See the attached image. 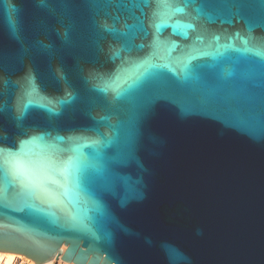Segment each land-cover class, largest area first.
<instances>
[{"label": "water", "instance_id": "1", "mask_svg": "<svg viewBox=\"0 0 264 264\" xmlns=\"http://www.w3.org/2000/svg\"><path fill=\"white\" fill-rule=\"evenodd\" d=\"M137 4L0 0V146L110 141L96 196L76 207L9 188L0 251L36 264H264V64L245 51L264 48V0H199L159 33L154 5ZM115 16L128 26L104 31Z\"/></svg>", "mask_w": 264, "mask_h": 264}, {"label": "snow or ice", "instance_id": "2", "mask_svg": "<svg viewBox=\"0 0 264 264\" xmlns=\"http://www.w3.org/2000/svg\"><path fill=\"white\" fill-rule=\"evenodd\" d=\"M109 2L118 6H125L131 2L139 6L137 0H109ZM197 2L199 0H139V3L145 7L154 5L151 15L156 21L153 25L156 33H159L161 28L166 26L176 13H183L189 4ZM180 3L183 6H177ZM231 3L243 8L248 0H231ZM196 11L203 14L202 8H197ZM237 14L239 15V12ZM121 22L125 27L128 26L127 19L122 21L120 16L113 17L111 23L105 20L100 26L108 33H116L118 31L116 25ZM181 24V21H176L177 26ZM183 26L193 31L196 29L192 23ZM173 34H175V29ZM126 35L127 33L120 32L121 37ZM184 35L187 39V33ZM236 35L239 36L240 34L237 33ZM156 39L158 40V36ZM196 39L199 41L203 37L197 36ZM213 39L218 42L220 37L215 36ZM241 39L245 45L248 44L247 39L243 37ZM140 47L143 48L144 45H140ZM245 51L259 58L261 64H264V48H246ZM117 55L119 54L117 53ZM154 56L155 52H152L149 58ZM192 58L195 59L196 57ZM118 78V76L113 78V82ZM109 87L110 85L105 82V86L98 87V90L107 92ZM112 90L117 99L123 94L119 86ZM24 93L30 94L27 89L24 90ZM30 106H33L31 101L25 105V107ZM48 110L52 111V109ZM46 136H50V133L32 136L29 140L22 141L17 150L0 146V204H6L9 188L17 189L18 195L40 201L49 209L63 205L65 201L67 204L76 207L82 197L96 196L97 180L107 174V165L101 159L100 153L106 143H110V141H107L103 134L95 139L83 135L67 138L57 136L52 143L47 144L48 150L46 152L35 153L31 146L39 141H44ZM55 141L67 142L69 146L61 147L60 143ZM85 149L90 151L85 152ZM63 153H68V155L64 157L62 156ZM69 221L73 225L77 222L75 213L71 211H69ZM80 225L82 228H89L87 222H80ZM93 239H98V237L93 236Z\"/></svg>", "mask_w": 264, "mask_h": 264}, {"label": "bare ground", "instance_id": "3", "mask_svg": "<svg viewBox=\"0 0 264 264\" xmlns=\"http://www.w3.org/2000/svg\"><path fill=\"white\" fill-rule=\"evenodd\" d=\"M15 258H22L28 262H34L29 257H26L19 253L14 252H7V251H0V264H11ZM52 261V259H49L41 264H48Z\"/></svg>", "mask_w": 264, "mask_h": 264}, {"label": "built area", "instance_id": "4", "mask_svg": "<svg viewBox=\"0 0 264 264\" xmlns=\"http://www.w3.org/2000/svg\"><path fill=\"white\" fill-rule=\"evenodd\" d=\"M11 264H36V263L28 262V261H26V260H24L22 258H15ZM48 264H74V263L64 261L60 257H58L56 259L52 258V261L50 263H48Z\"/></svg>", "mask_w": 264, "mask_h": 264}]
</instances>
